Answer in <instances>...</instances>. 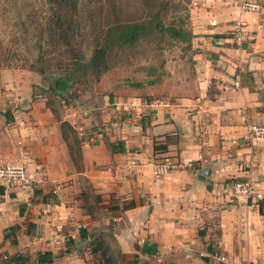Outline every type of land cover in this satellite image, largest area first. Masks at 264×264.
<instances>
[{
	"label": "crops",
	"instance_id": "0c3cea01",
	"mask_svg": "<svg viewBox=\"0 0 264 264\" xmlns=\"http://www.w3.org/2000/svg\"><path fill=\"white\" fill-rule=\"evenodd\" d=\"M262 5L255 13L238 0H188L190 44L158 81L147 84L156 76L146 73L142 88L104 94L92 120L70 121L81 173L46 99L33 94L39 77L0 68V165H23L32 178L30 188L0 183V264L18 253L34 264L45 252L52 264H105L90 250L95 239L118 264H264V212L232 194L249 178L264 201V139L248 140L251 126L264 125ZM105 139L124 152L111 153ZM162 160L175 167L156 177ZM15 225L13 244L3 231Z\"/></svg>",
	"mask_w": 264,
	"mask_h": 264
},
{
	"label": "rangeland",
	"instance_id": "374dc122",
	"mask_svg": "<svg viewBox=\"0 0 264 264\" xmlns=\"http://www.w3.org/2000/svg\"><path fill=\"white\" fill-rule=\"evenodd\" d=\"M170 1L173 4L169 5L166 24L179 26L186 23L187 4L184 0ZM148 5L147 0H80L78 41L81 42L80 50L85 59L89 58L96 40L116 20L124 23L146 21L149 16ZM48 19L49 7L43 0H0V68L36 74L40 85L33 86V94L44 97L53 115L69 123L77 134L70 123L72 118L81 115L84 119L92 120L98 114L104 94L110 90H122L124 94L134 91L130 87L132 82L146 81L144 76L150 68H156L157 72L151 76H157L163 71L161 64L164 67L166 61L178 53L177 48H182L178 43L163 37L141 40L132 49H115L110 54V70L107 73L98 81L89 73L82 76L81 82L72 87L65 101H62L50 93L49 83L51 78L70 69L73 62L66 54H62L61 47H55L44 32L48 28ZM85 186L95 206L94 195L89 191V185Z\"/></svg>",
	"mask_w": 264,
	"mask_h": 264
},
{
	"label": "trees",
	"instance_id": "16d2710c",
	"mask_svg": "<svg viewBox=\"0 0 264 264\" xmlns=\"http://www.w3.org/2000/svg\"><path fill=\"white\" fill-rule=\"evenodd\" d=\"M14 1V0H13ZM49 7V19L46 21L48 28L44 32L51 38V42L55 47L63 49L62 54L73 62V66L66 70L63 74H59L51 78L49 83V91L52 95L59 97L65 101V97L70 89L81 82V77L92 74L98 81L102 75L110 70V54L113 50L132 49L135 48L141 40L144 39H161L166 37L172 42H176L181 46H188L191 40V33L187 29V8H186V23L175 26L166 24L165 17L169 9V5L173 2L170 0H147L149 8V16L146 21L136 23H124L120 20L113 22L104 34L96 40L91 48L89 58L86 60L81 52V42L78 41L80 34L79 21V4L80 0H43ZM188 5V0H184ZM187 7V6H186ZM179 9V8H178ZM43 31V30H42ZM41 31V33H42ZM163 63L161 64V69ZM156 68H150L148 75L155 74ZM162 75V70L158 73L155 79L147 82L154 84ZM144 86L142 82H132L130 87L140 89ZM50 107V104H49ZM52 111V108H50ZM60 124V132L63 140L67 143L68 153L73 163L75 171L81 173L83 171L81 139L76 131L71 128L70 124L63 122L55 117ZM168 140V139H167ZM105 145L110 149L111 153L124 152V146L121 143L114 144L107 139L104 140ZM169 142L163 145H154V151H166ZM91 192V188L89 187ZM36 194V191H34ZM85 200H88L87 193L82 192ZM95 203L100 202V198L94 195ZM45 201V200H44ZM134 204H123L122 209L132 207ZM90 206L88 209L92 210ZM90 210V211H91ZM259 211L264 212V201L260 202ZM31 226V225H30ZM19 230V226H11L3 231V239H11L13 244L16 243L15 232ZM80 236L86 238L84 230H80ZM90 250L92 253H100L105 264H118V259L113 257L112 252L107 247L104 240L95 239L90 241ZM210 252L214 251L209 247ZM29 257L24 254H15L7 258V264H27ZM53 256L50 252L40 253L36 256L34 264H52Z\"/></svg>",
	"mask_w": 264,
	"mask_h": 264
},
{
	"label": "built area",
	"instance_id": "2783aa9c",
	"mask_svg": "<svg viewBox=\"0 0 264 264\" xmlns=\"http://www.w3.org/2000/svg\"><path fill=\"white\" fill-rule=\"evenodd\" d=\"M263 0H238V7L244 12H261ZM235 37L239 40L241 28L239 25L234 27ZM264 139V125H253L249 128L248 140L257 141ZM174 164L168 160H162L153 164V174L158 177L174 168ZM0 183L6 185H19L31 187L32 178L27 168L23 165H0ZM232 194L238 204L259 208L263 200L262 194L255 189L249 178L244 181L236 182L232 186ZM224 260L223 256H220Z\"/></svg>",
	"mask_w": 264,
	"mask_h": 264
},
{
	"label": "water",
	"instance_id": "95a60500",
	"mask_svg": "<svg viewBox=\"0 0 264 264\" xmlns=\"http://www.w3.org/2000/svg\"><path fill=\"white\" fill-rule=\"evenodd\" d=\"M200 173H201V174H204V170H201Z\"/></svg>",
	"mask_w": 264,
	"mask_h": 264
}]
</instances>
